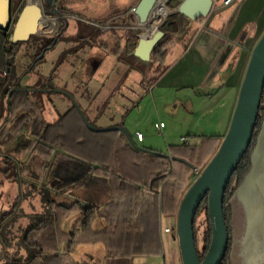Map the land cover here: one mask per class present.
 Wrapping results in <instances>:
<instances>
[{"label": "crops", "instance_id": "1", "mask_svg": "<svg viewBox=\"0 0 264 264\" xmlns=\"http://www.w3.org/2000/svg\"><path fill=\"white\" fill-rule=\"evenodd\" d=\"M139 1L131 2L124 13H119L122 9L115 4L114 8L100 17L104 21L114 22V28L105 33L115 36L131 32L124 45L120 43L115 50L110 42L104 40L105 45L101 49L105 53V59L102 60L100 67H103L109 58L117 59L121 51L127 57H133L147 65L150 83L142 92L139 90L131 92L128 98L138 101L131 111H137L138 120L140 119L138 124L134 122L128 124V132L137 146L149 150H158L157 148L161 146L163 149H160V152L183 158L194 167L173 159L171 173L152 182L155 191L151 192V208L148 206L146 209L147 218H151L148 226L143 222H134V212L137 210L143 212L137 205L127 206L128 209L125 210L131 212L129 219L133 220L99 211L94 227L105 228V241L91 243L81 241L76 243L70 253L66 251V245L71 231L80 225L82 214L77 204L68 210L56 207V221L47 228L35 231L31 238L41 243L47 251L55 252L57 255L48 261L38 258L32 264H77L81 260L102 264H182L175 231L179 206L190 184L202 170L201 166L205 167L211 160L229 129L252 50L264 32V0H234L229 5H225V0H214L207 17L189 24V30L181 36L183 46L180 50L173 54V50L177 49V42L171 44L161 67L169 64L172 56L175 63L161 73L157 71L159 63L151 59L144 61L134 55L139 34L151 33L157 23L163 22L154 20L150 22V26L140 29L137 17L131 12ZM169 13L168 9H158L156 17L161 19ZM69 16L76 19L80 16L89 21V24L98 22V19L77 13ZM47 23L53 27L56 20L52 18ZM186 25L179 23L180 27ZM170 26L171 24H167L163 29L165 31L163 38L170 34ZM81 72V83L71 80L65 88L85 101L92 118L105 119L102 127L125 126L124 120L117 117L96 114L92 99L90 100L91 91L94 90L92 88L94 73L89 72L86 67ZM113 83V79L110 81L104 79L102 87L112 88ZM15 85L19 86L16 83L13 87ZM6 90L7 88L4 92ZM67 98L71 101L69 97ZM70 107H72L70 104L64 102V112ZM155 108L159 113L163 108L173 120L170 123L164 122L161 132L157 129L162 133L161 140H151V137L146 139L144 134L147 128L151 127V115H156ZM123 110L128 112L129 109ZM59 117L60 115H57L54 121ZM156 124L158 122H155V127ZM138 132L143 134V140H138L136 136ZM182 136L192 137H187L188 141L185 143L182 142ZM189 138L191 144L188 143ZM81 188L92 190L96 194V199L82 200L68 194L70 201L80 199L100 207L110 201L107 186L91 185Z\"/></svg>", "mask_w": 264, "mask_h": 264}, {"label": "trees", "instance_id": "2", "mask_svg": "<svg viewBox=\"0 0 264 264\" xmlns=\"http://www.w3.org/2000/svg\"><path fill=\"white\" fill-rule=\"evenodd\" d=\"M23 7L20 8L19 13ZM204 18L200 17L198 21ZM17 19L18 16L15 17L14 24ZM11 33V28H0V70L8 69L11 62L15 61L16 54L10 41ZM55 41L56 38L45 44L40 53L52 48ZM100 45L104 46V43ZM166 48V44L159 43L154 48L151 59L164 62L169 50ZM40 53H37L36 57ZM9 91V89L6 90L7 95ZM31 95V91L16 90L9 102L10 115L0 123L1 157L14 159L12 155H3L5 152L2 148L6 142L9 143L22 136L23 139L15 148V153L25 158L38 156L40 159L36 169L29 170L24 166L21 170H17L16 181L20 184L21 194L12 210L5 212L0 220V244L2 246L0 264H32L38 258L48 261L57 255L55 252L47 251L41 243L31 238L35 231L47 228L56 221V207L68 210L77 204L82 214L80 225L70 233L66 245V251L69 253L76 243L81 241L88 243L105 241V228L96 229L94 227L99 211L113 216H125L129 219L131 212L125 211L128 209L127 206L137 205L142 208L143 212L138 210L134 212V222H143L145 226H148L151 218H147L146 209L148 206L151 208V192L155 191L152 182L171 173L174 157L159 151L150 153L139 150L133 147L126 135L120 131L94 132L90 130L74 105L61 114L58 120L48 122L43 116L42 109ZM246 167L247 158L244 155L225 191L223 210L229 231L230 219L228 221L226 211L231 208V203L227 202L231 194L230 187L237 175L243 180ZM10 171V167L5 169V173ZM46 180L49 181L48 184ZM23 184L29 193L40 195L42 211L26 214L20 209L19 200L24 195ZM91 185H103L109 188L110 201L105 206L85 203L80 199L57 203L53 198V192L71 195L70 191L74 187ZM201 212H205L207 216L202 247L199 246L196 227L197 218ZM20 216H26L29 222L26 226H21L18 232H14L13 227ZM229 233V248L221 264H228V254L232 244V233ZM194 234L197 251L202 259L212 236L207 196L197 210ZM12 249H16L13 250L14 253L11 252ZM77 264L102 263L81 260Z\"/></svg>", "mask_w": 264, "mask_h": 264}, {"label": "rangeland", "instance_id": "3", "mask_svg": "<svg viewBox=\"0 0 264 264\" xmlns=\"http://www.w3.org/2000/svg\"><path fill=\"white\" fill-rule=\"evenodd\" d=\"M28 1L29 0H12L11 16L13 22L11 29L13 28L14 19L18 16L20 8L25 6ZM42 1L44 3L46 14L55 18L59 17V21L57 20L56 26L54 25L52 28L41 29L38 34L31 35L30 39L27 41L11 43L16 55L14 63L11 62L10 67H8L9 75L0 79V84H2V87L0 88V123L4 122L10 115L7 104L8 95L4 92L5 88H7V90H11L13 84L18 83L20 88L43 90L55 87L64 91H69L65 87H68L71 80L80 84L82 80L81 70L86 67L89 72L94 73L92 75L94 76V79H92V82H94L92 88L94 90L91 91L92 96H90V100L92 99L93 108L96 109V114H98V116H113L121 119L122 121L124 120V127L127 128V130L128 124H131L132 122H134V124H138L140 119L138 120L139 115L136 113L137 111H131L138 101L135 102V100H128V98L131 96V92H136L137 90L142 92L144 87L145 89L147 88L150 83L149 81L151 80V77H148L149 69L147 68V65L136 61L133 57H127L122 51L118 53L117 59L109 58L103 67H100L102 60L105 59V53L101 49L102 46L100 44L105 41L110 42L114 47L113 50H115L120 43H123L124 45L125 40L130 37L131 32L112 36L110 35L111 33L100 32L98 26L96 25L107 22L100 17L103 13H106L110 9L114 8L115 4L116 7H121L122 9L119 10V13H124L130 6L131 2L135 0H57L56 5L54 6V11L51 4H46V0ZM179 2L180 0L167 1L165 5L168 10H170V13L166 17L157 19L159 22L160 20L164 22L161 26L162 29H164L167 24H171L170 34L160 40L159 43L166 44L167 48H169L171 44L176 41L177 49L173 50V54L174 52L176 53L180 50L183 46L181 36L187 33L189 30L188 26L190 24L183 22L175 12L178 6L177 3ZM55 10L59 11V13L57 12V14ZM72 13L98 19V22L89 24V21L84 20L80 16H78L77 19L71 18L69 15ZM64 22L65 26L62 28L63 31L61 30L62 33L58 34L59 40L52 48L45 51L43 58L34 63L38 58L36 57L37 53H40L45 44L55 39L56 32L61 26L56 32L53 30L58 28L57 26ZM179 23L187 25L185 27H180ZM173 57L174 56L170 57V63L167 64L168 66L163 65L162 67V62L151 60L160 64L157 71L161 73L165 69L174 65L175 58ZM119 73L120 75H117ZM104 79H107L108 81L111 79L114 80V83L111 86L112 88L108 87L104 89L102 87ZM109 88L110 90L107 91ZM70 93L77 100L89 122L95 127L104 128L101 125L105 123V119L92 118L85 105V101L79 99V96L76 93ZM31 97L42 109L43 116L48 122H53L57 118V115L64 113V102L66 104L68 103V105H73V102L69 101L65 94L55 91H35L32 92ZM62 101H64L63 104ZM124 108L129 109L128 112H124ZM155 112L156 115H151V127L149 126L144 134L146 139L151 137V140H161L160 138L163 136L162 133L157 130V127H155V122H158V124H160L161 121H163V123H170L173 122V120L166 112H164L163 108H161L160 113L157 112L155 108ZM21 139H23V137L19 136L9 143H5L2 148L5 152L3 155H12L14 156V159L9 160L0 156V220L5 212L12 210L17 198L21 194L20 184L16 181L17 170H21V167L24 166H26L29 170L32 168L36 169L40 162L38 156H29L25 158L24 156L15 153V148L20 144ZM188 143H192L190 138ZM157 149L160 152V149L163 148L160 146V148ZM158 150L154 149V151ZM7 167L11 168L9 173H5V169ZM201 171L202 170L199 171V174ZM245 174L246 172L243 176H245ZM240 178L241 177L237 175L233 180L230 187L231 194L228 197L227 202L231 203L232 197L235 193L233 190L240 185L241 181H243ZM47 182L49 183V181L46 180V183ZM23 190L24 195L19 200L20 209L23 213L31 214L42 211L43 207L40 195L29 193L25 184H23ZM71 194L82 200L85 199L94 201L93 199H96V194L92 190H86L81 187L73 188ZM53 198L57 203L65 201L70 202L71 200L68 195L58 192H53ZM231 208L226 211V217L228 218V221L230 219V222L228 223L230 224L229 228L232 233L231 230L234 222ZM237 210V215L241 218V207L239 206ZM28 222L29 220L26 216H20L13 227L14 232H18L21 226H26ZM235 222L237 223V221ZM239 223H242V221L240 220ZM206 226L207 216L205 212H201L198 215L196 222L200 247H202L203 234ZM175 231L177 233V226ZM13 250L16 249L11 250V252L14 253L15 251ZM230 253L231 250L228 254V264H231Z\"/></svg>", "mask_w": 264, "mask_h": 264}, {"label": "water", "instance_id": "4", "mask_svg": "<svg viewBox=\"0 0 264 264\" xmlns=\"http://www.w3.org/2000/svg\"><path fill=\"white\" fill-rule=\"evenodd\" d=\"M167 1L169 0H140L133 10V14L137 17L139 28L142 29L145 26H150L151 21L157 20L155 11L158 5L162 2L167 3ZM56 2L57 0H47L46 4H51L54 11ZM213 3L214 0H181L175 12L183 22L191 23L197 21L200 17H207L212 10ZM11 12L12 0H0V28H11L13 22ZM57 12L59 13V11ZM45 16L51 17L46 14L43 1L38 5L31 3L29 0L19 13L16 23L13 25L10 41L12 43L27 41L31 35L38 34L42 28L40 23ZM162 24L163 22L156 24L155 30L151 33L144 32L139 34L138 44L134 50L136 57L144 61L151 59L154 48L165 36V31L160 28ZM44 54L45 51H42L34 63L43 58ZM263 89L264 32L252 50L229 129L217 152L202 169L201 173L194 179L181 200L177 215V238L182 264H221L227 254L230 234L223 210L225 191L233 173L251 144L261 106ZM16 90H28L31 92L55 91L63 93L71 99L84 123L90 130L94 132L120 131L126 135L129 143L133 147L150 153H157L156 151L137 146L131 134L124 126L95 127L89 122L74 96L69 91H64L59 88L51 87L50 89L38 90L34 88H20L15 85L8 94V112L11 96ZM174 159L183 161L189 166L194 167L193 164L183 158L174 157ZM252 161V171L243 179L231 200L234 222L232 226L230 253L231 264H264V256H257L254 254V249L252 250L250 248L245 227L246 211L249 213L252 209L248 201L249 189L258 184L264 196V183L262 181L260 182L258 178L260 170L262 168L264 169V148L260 144L255 150ZM206 196L212 236L209 247L201 259L196 247L194 220L197 210ZM239 206L242 209L241 218L237 215ZM256 216L255 227L258 226V221L264 227V201L258 204ZM240 220L242 223H239Z\"/></svg>", "mask_w": 264, "mask_h": 264}, {"label": "flooded vegetation", "instance_id": "5", "mask_svg": "<svg viewBox=\"0 0 264 264\" xmlns=\"http://www.w3.org/2000/svg\"><path fill=\"white\" fill-rule=\"evenodd\" d=\"M60 26H61L60 29L56 32L55 43L59 40L58 34L62 33L61 30L65 26V22L60 24ZM259 144L262 146V148H264V89L262 92L261 106H260L258 118L256 121L255 129L253 132L252 141L245 154L247 158V167H246L247 169H246V174L244 178L248 176L249 173L252 171V168H253L252 158ZM258 178L260 182L262 181V183H264V169L263 168L260 170V174L258 175ZM248 195H249L248 201L252 209L249 211V213L246 211V215H245L246 237L250 244V248L252 250L254 249V254H256L257 256H264V227L259 221H258V226L255 227L256 217H257L256 208L258 207V204L261 201H264V196L258 184H256L255 187H252L251 189H249Z\"/></svg>", "mask_w": 264, "mask_h": 264}, {"label": "built area", "instance_id": "6", "mask_svg": "<svg viewBox=\"0 0 264 264\" xmlns=\"http://www.w3.org/2000/svg\"><path fill=\"white\" fill-rule=\"evenodd\" d=\"M233 1L234 0H225L224 3H225V5H229ZM133 10H134V8H132V10H131L132 13H133ZM45 17H48V16H45ZM51 18H55V17H51ZM55 19H56V24H55V26H56L57 25V20L59 19V17H57ZM157 24H160V23H157ZM96 25L98 26V29H99L100 32H107V31H109V30H111V29L114 28V22H113V20L107 21L105 23L104 22L103 23H99V24H96ZM57 27L58 28H56L55 30H53L54 32H56L59 29L60 25L57 26ZM154 30H155V27H154ZM8 75H9L8 69H2V70H0V79L1 78H5ZM156 127L161 132V129L164 127V123L161 122L160 124H156ZM136 136H137L138 140H143V134L142 133L138 132L136 134ZM182 141L185 142V143H187L188 138L187 137H183L182 138ZM166 231H169V229H166Z\"/></svg>", "mask_w": 264, "mask_h": 264}, {"label": "bare ground", "instance_id": "7", "mask_svg": "<svg viewBox=\"0 0 264 264\" xmlns=\"http://www.w3.org/2000/svg\"><path fill=\"white\" fill-rule=\"evenodd\" d=\"M30 2L31 3H35V4H38V5H40L41 4V2H42V0H30ZM158 9H168L167 7H166V5H165V3H160L159 5H158V7H157V9H156V11L155 12H157L158 11ZM52 18L51 17H43L42 18V21H41V23H40V26H42V28L41 29H44V28H52V26L50 25V24H48L47 22L49 21V20H51ZM54 20H56L55 18H53Z\"/></svg>", "mask_w": 264, "mask_h": 264}]
</instances>
